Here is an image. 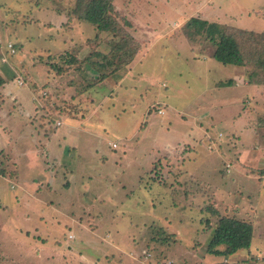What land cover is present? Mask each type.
<instances>
[{
    "label": "rangeland",
    "instance_id": "rangeland-1",
    "mask_svg": "<svg viewBox=\"0 0 264 264\" xmlns=\"http://www.w3.org/2000/svg\"><path fill=\"white\" fill-rule=\"evenodd\" d=\"M79 1L0 0V264H260L264 73L185 24L242 16L253 53L264 0H112L115 33ZM226 215L250 251L207 253Z\"/></svg>",
    "mask_w": 264,
    "mask_h": 264
},
{
    "label": "trees",
    "instance_id": "trees-1",
    "mask_svg": "<svg viewBox=\"0 0 264 264\" xmlns=\"http://www.w3.org/2000/svg\"><path fill=\"white\" fill-rule=\"evenodd\" d=\"M113 7L112 0H80L76 12L80 18L96 24L99 30L114 31L115 33L120 28L118 29V26L113 24L114 20L109 15ZM80 9H83V11L80 12ZM185 28L191 38H195L198 35L204 36L206 41L215 46L212 55L213 59L225 65L246 66L250 63L254 65L253 74L257 72L264 73V47L253 51V53H247L245 50V48L251 49V37L257 36L255 31L232 26V29L238 31L232 33L227 25L219 22H210L197 16L191 17L186 22ZM119 50H122V47H119ZM129 57L128 62L126 61L127 63L125 62L124 64L132 63L136 57V52L129 55ZM96 62H94L97 65L96 69L99 70L115 66L114 58L105 61V63ZM116 70V67H114L110 71L112 73L105 75V77L113 75L114 72H117ZM250 82L260 83V81ZM227 83L231 84L233 81L229 80ZM227 83L222 82L221 84L227 85ZM1 173L4 174L5 172L2 171ZM253 237L254 225L252 222L238 217L222 216L216 224L214 234L208 244L207 253L220 255L227 253L234 254L241 249L250 251ZM221 245H225L228 248L224 250L219 249Z\"/></svg>",
    "mask_w": 264,
    "mask_h": 264
},
{
    "label": "crops",
    "instance_id": "crops-1",
    "mask_svg": "<svg viewBox=\"0 0 264 264\" xmlns=\"http://www.w3.org/2000/svg\"><path fill=\"white\" fill-rule=\"evenodd\" d=\"M240 12H241V8H240ZM246 17H248L247 15L248 14H244ZM240 18V16H238V19ZM242 18V19H241ZM241 18H240V20H235V23H234V21H232L233 22V24H235V25H238V27L239 28H243V27H245V26H242V25H240L239 24V22L241 21V22H245V20H247V19H244L242 16H241ZM248 29H252V28H248ZM208 65H209V63H208ZM5 75H4V72H3V70L2 69H0V81H2V82H0V97L2 98V100H3V98L5 99V90L2 88L3 86H4V81H5ZM7 93V92H6ZM4 104L6 105V101H4ZM22 186V185H21ZM112 246H114V247H116V248H118L116 245H112ZM258 254V259L259 260H261L260 261V264H264V251H262V252H258L257 253Z\"/></svg>",
    "mask_w": 264,
    "mask_h": 264
},
{
    "label": "built area",
    "instance_id": "built-area-1",
    "mask_svg": "<svg viewBox=\"0 0 264 264\" xmlns=\"http://www.w3.org/2000/svg\"><path fill=\"white\" fill-rule=\"evenodd\" d=\"M16 48H15V46H14V44L13 43H10V44H8V52H10L11 53V55H14V54H16ZM5 60V59H4ZM62 122L61 121H58L57 122V124L58 125H60ZM71 238H73L74 236H70Z\"/></svg>",
    "mask_w": 264,
    "mask_h": 264
}]
</instances>
